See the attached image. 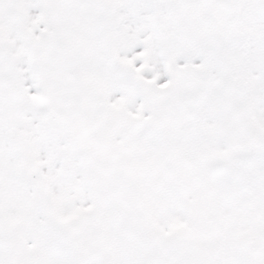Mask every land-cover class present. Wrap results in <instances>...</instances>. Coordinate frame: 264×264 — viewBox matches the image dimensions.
Segmentation results:
<instances>
[{
  "label": "snow or ice",
  "instance_id": "obj_1",
  "mask_svg": "<svg viewBox=\"0 0 264 264\" xmlns=\"http://www.w3.org/2000/svg\"><path fill=\"white\" fill-rule=\"evenodd\" d=\"M0 264H264V0H0Z\"/></svg>",
  "mask_w": 264,
  "mask_h": 264
}]
</instances>
